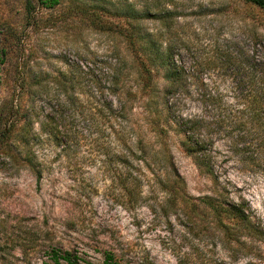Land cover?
<instances>
[{
    "label": "rangeland",
    "instance_id": "1",
    "mask_svg": "<svg viewBox=\"0 0 264 264\" xmlns=\"http://www.w3.org/2000/svg\"><path fill=\"white\" fill-rule=\"evenodd\" d=\"M43 1L0 0V264L51 263L52 248L94 263L106 250L122 264H264V240L194 235L174 214L164 216L171 168L194 197L210 193L212 181L177 134L154 130L142 98L128 92L139 81L131 27L161 33L176 62L192 71L195 57L214 43L241 41L249 27L264 33V11L243 0ZM168 5L169 20L146 14L147 7ZM120 67L124 81L115 90ZM80 68L99 78L87 87L95 96L113 110L124 103L120 118H80ZM133 134L142 150L135 155ZM219 171L221 183L231 180L232 197H243L264 224V176L239 172L231 162Z\"/></svg>",
    "mask_w": 264,
    "mask_h": 264
},
{
    "label": "trees",
    "instance_id": "2",
    "mask_svg": "<svg viewBox=\"0 0 264 264\" xmlns=\"http://www.w3.org/2000/svg\"><path fill=\"white\" fill-rule=\"evenodd\" d=\"M243 1L264 11V0ZM43 2L52 5L58 0ZM154 8L151 12L147 7L146 14L167 20L174 16L170 5ZM131 16L138 18L137 11ZM159 34H142L138 27L129 29V52L134 65L138 64L139 81L136 89L128 92L142 98L148 115L153 116L150 122L154 130L164 136L169 132L177 134L185 153L212 181L210 193L194 197L186 191L183 178L171 168L170 176L175 179L174 185L166 188L168 203L164 216L174 214L194 235L212 234L222 240L238 241L242 237L264 240V224L256 218L249 203L241 196L234 199L228 186L231 180L221 183L219 177V169L228 162L239 172L264 176V33L249 27L241 41L214 43L195 57L192 71L176 62L174 45L163 43ZM120 69L111 81L115 90L124 81L119 77ZM204 70L217 71L222 76L209 78L210 85L200 75ZM94 79L99 78L89 68H80V118L90 124L100 117L107 118L105 112H110L111 118L113 113H118L114 119L120 118L124 103L113 110L110 100L95 96L87 89L89 81ZM67 87L68 106L73 108L78 98L72 79ZM190 103L195 106L189 108ZM25 125L21 128L25 129ZM6 130L4 127L2 132ZM132 138L135 139L134 134ZM137 141L141 142L135 139L129 148L134 155L138 150L142 152L135 144ZM169 165L172 166L170 162ZM49 256L51 263L45 264H122L114 252L106 250L102 260L96 263L84 261L71 250L58 248H52Z\"/></svg>",
    "mask_w": 264,
    "mask_h": 264
}]
</instances>
